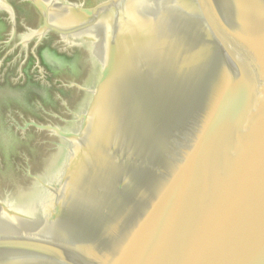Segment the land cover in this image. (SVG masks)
<instances>
[{
	"label": "water",
	"instance_id": "obj_1",
	"mask_svg": "<svg viewBox=\"0 0 264 264\" xmlns=\"http://www.w3.org/2000/svg\"><path fill=\"white\" fill-rule=\"evenodd\" d=\"M67 2L99 25L93 95L0 231V264H264V0ZM43 71L0 83L5 151L45 127L18 115L50 106L38 87L86 91Z\"/></svg>",
	"mask_w": 264,
	"mask_h": 264
},
{
	"label": "rangeland",
	"instance_id": "obj_2",
	"mask_svg": "<svg viewBox=\"0 0 264 264\" xmlns=\"http://www.w3.org/2000/svg\"><path fill=\"white\" fill-rule=\"evenodd\" d=\"M43 1L45 3L41 1L37 2L36 0H19L18 4H23L31 8L36 15H39L40 22L46 18V12L50 11L48 10V6L60 13H67L69 11V13H75L79 16H81L80 13L83 11L81 8L76 7V5L80 4H70L67 2L68 0ZM84 7L94 8V0H85ZM44 10L45 13H42ZM45 24L46 22L33 28L31 25L23 23L20 27V40L16 39L13 41L14 36H9L6 39L7 44L11 46L10 50L16 47L17 50H19V56L23 57V59L18 62V64H14L12 61L5 62V65L0 64V74H2L4 78L8 77L11 80H18L25 75L24 70L33 69L35 66L34 64L37 63L36 60L40 59H37L38 49L43 45V40L48 36H46V32L44 31ZM78 27L79 26L71 27L73 30H71L70 27L65 28L69 29L68 33L70 34L72 32L73 34L76 33L74 39H71L69 37L70 35H67L66 39L68 41L64 40V36L59 35V32L62 31L61 26L58 31H51L50 34L56 33L55 36L57 35V40L59 41L58 45L62 46L60 50L64 52L78 51L80 54L84 53L88 55L89 52L79 46L85 42L80 40L82 38L81 34L86 33V31L81 29L78 30ZM65 33L67 34V32ZM38 35L40 36L38 37ZM82 40L86 39L82 38ZM5 56L4 54V57ZM12 58H15V56L13 55ZM45 68L47 67L44 66L43 69L45 70ZM73 72H75L74 68L71 69L69 67L68 70L65 69L61 75V79L66 83L68 82L71 86L77 85L84 88L86 91L77 90L76 87L69 90L75 94L81 93L80 95H84L86 102L77 108L74 103L75 100L73 101V96L72 99L65 98L63 103L58 102V108H45L46 110H51L49 112L51 114L50 116L45 115L44 109H37L36 113H32L25 107L21 108L18 112L19 116L25 117L26 120L30 119V121L32 120L38 125H40V122H43L42 125L45 127H40L38 129L30 126L31 128L23 135V140L20 141L22 142L21 144L12 147L9 146L10 148L6 151L0 147V231L50 173L84 120L89 99H91L93 95L94 90L92 89L94 87L85 86V82L81 79H77L76 76L73 75ZM43 73L47 74L45 71L40 74L42 75ZM75 97L77 96L75 95ZM45 118H48V120L45 122L42 121V119ZM21 126L24 127L23 123ZM2 147L7 148L8 146Z\"/></svg>",
	"mask_w": 264,
	"mask_h": 264
},
{
	"label": "bare ground",
	"instance_id": "obj_3",
	"mask_svg": "<svg viewBox=\"0 0 264 264\" xmlns=\"http://www.w3.org/2000/svg\"><path fill=\"white\" fill-rule=\"evenodd\" d=\"M19 1V0H18ZM18 1H9L7 2L6 0H0V64L5 65V62L7 61H12L14 64H18L23 57L19 56V50H17L16 47L14 49L12 48L10 50V45L7 44L6 39L9 36H14L13 41L16 39L20 40L21 37V25L23 23H27V25H31V27L36 28L40 26L42 23L46 22L45 29L44 31L46 32V38L43 40L44 43L41 47L38 49V55L37 59L39 58H46L49 55H53L54 50L56 53L61 55L63 53L62 46L58 45L59 41L57 40V35L55 36L56 33H51V31H58L60 26L62 28V31L59 32V35H62L65 37V41H68L66 39L67 35H70L69 37L71 39H74L73 32L70 34L69 28L73 30V26H79L77 29H81L83 31H86V33L81 34L82 38L86 40H81L80 41H85L84 44H80L81 48L85 49L86 51L89 52V54H80L79 58H77L75 62V72H73V75L76 76L77 79L83 80L85 82V86H92L95 87L96 79H97V73L99 71V58H100V30H99V25L98 22H91L85 19L83 16H79L78 14L75 13H69V11L62 12L60 13L59 11L53 9L52 7L50 8L48 6L49 12H46V18L40 22L39 15H36V13L31 9L26 7L23 4H18ZM44 2L43 0H36ZM2 3V4H1ZM45 3V2H44ZM43 6L42 4H40ZM45 5V4H44ZM45 7V6H44ZM38 12V11H37ZM45 13V10L42 11V13ZM48 20V22H47ZM60 24V25H59ZM72 27V28H71ZM70 30V31H71ZM67 32V34L65 33ZM80 32V31H78ZM40 35H38L39 37ZM45 37V36H44ZM88 49V50H87ZM4 54L7 56L4 57ZM15 56V58H12V56ZM12 59V60H11ZM15 61V62H14ZM62 62V61H61ZM30 64V63H29ZM67 65V63H65ZM64 63H61V70L57 71V76L62 75V71L65 70L66 65ZM28 65V64H27ZM26 65V66H27ZM62 72V73H61ZM75 73V74H74ZM2 77V74H0ZM56 76V75H55ZM1 83V82H0ZM4 84L1 85L6 89L7 87L10 86L9 82H3ZM11 83L13 84L14 88L17 90V85L19 84L15 80H11ZM94 90V88L92 89ZM75 93L71 92L70 94H65L66 96L64 98H70L75 100V106L78 108L80 107L81 104H84L86 100L84 99V95H80L81 93ZM21 97L23 100H25L26 93L22 89V94ZM73 96V97H72ZM63 98V99H64ZM89 99V103H90ZM17 101L13 99L12 93L9 90H0V127H11L9 125V119L8 115L11 114L10 111H12L11 106L14 104V102ZM88 103V106H89ZM58 102L56 103L55 106H45V108L52 109V108H58ZM46 110V109H45ZM51 110H46L45 115L50 116L51 114L49 113ZM12 117H16L15 112L11 115ZM48 118L42 119V121H46ZM43 123V122H42Z\"/></svg>",
	"mask_w": 264,
	"mask_h": 264
},
{
	"label": "flooded vegetation",
	"instance_id": "obj_4",
	"mask_svg": "<svg viewBox=\"0 0 264 264\" xmlns=\"http://www.w3.org/2000/svg\"><path fill=\"white\" fill-rule=\"evenodd\" d=\"M79 55H80V52H78V51H75V52L74 51H66V52L63 51V53L58 56V54L54 50L53 55H49L45 59L44 58H40L39 60H36V62L40 63V65H42V67H44V66L47 67L44 70L45 72H47V74L44 73V76H45V78L48 79V81L54 82V81L57 80V81L61 82V81H63L61 79V76H57V74H56L57 71L61 70L60 69L61 68V63H64V64L67 63V65L65 64L66 65L65 69H67V70L69 69V67L71 69H73V68L75 69V62H76L77 58H79ZM37 63L34 64L35 65L34 67H36ZM34 67H33V69H34ZM33 69L32 70L31 69L24 70L25 75L23 77H21L20 79L15 80V81H17L19 84L37 83L40 80L39 79H35V76H33V75H29L30 72L33 71ZM37 72H39V71H37ZM0 82H9V83H11V79L8 78V77L4 78L3 76L2 77L0 76ZM43 83H45V82H43ZM37 94H38L37 97H39V98L43 97L44 99H46V101H47L48 98H50L51 99L50 107L55 106L56 102L54 100V95L56 94V92L55 91H51L50 87H47V86L38 87V93ZM34 95H36V94H34Z\"/></svg>",
	"mask_w": 264,
	"mask_h": 264
}]
</instances>
